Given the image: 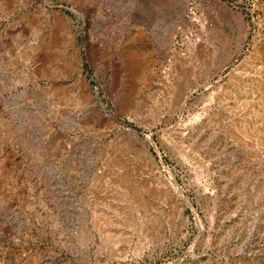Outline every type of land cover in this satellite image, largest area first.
I'll use <instances>...</instances> for the list:
<instances>
[{
    "label": "rangeland",
    "instance_id": "rangeland-1",
    "mask_svg": "<svg viewBox=\"0 0 264 264\" xmlns=\"http://www.w3.org/2000/svg\"><path fill=\"white\" fill-rule=\"evenodd\" d=\"M0 264H264V0H0Z\"/></svg>",
    "mask_w": 264,
    "mask_h": 264
},
{
    "label": "water",
    "instance_id": "water-1",
    "mask_svg": "<svg viewBox=\"0 0 264 264\" xmlns=\"http://www.w3.org/2000/svg\"><path fill=\"white\" fill-rule=\"evenodd\" d=\"M45 1L48 2V3H50V0H45ZM149 137L152 138V137H151V134L149 135ZM187 198H188V197H187ZM188 203H189V205L192 207V209H193L195 212H197V209L194 207L193 202L190 201V200L188 199Z\"/></svg>",
    "mask_w": 264,
    "mask_h": 264
},
{
    "label": "bare ground",
    "instance_id": "bare-ground-1",
    "mask_svg": "<svg viewBox=\"0 0 264 264\" xmlns=\"http://www.w3.org/2000/svg\"><path fill=\"white\" fill-rule=\"evenodd\" d=\"M172 178H173V177H172ZM173 181H174V183L176 184V186L179 187V188L181 189V186H180L179 184H177V182H176V180H175L174 178H173ZM174 183H173V184H174ZM182 193H183V192H182Z\"/></svg>",
    "mask_w": 264,
    "mask_h": 264
}]
</instances>
